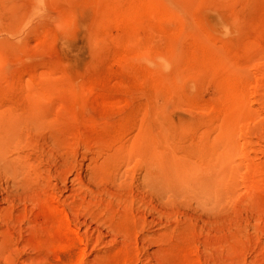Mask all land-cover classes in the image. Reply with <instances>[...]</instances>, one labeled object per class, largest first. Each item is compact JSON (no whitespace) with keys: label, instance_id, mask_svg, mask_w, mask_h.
<instances>
[{"label":"rangeland","instance_id":"obj_1","mask_svg":"<svg viewBox=\"0 0 264 264\" xmlns=\"http://www.w3.org/2000/svg\"><path fill=\"white\" fill-rule=\"evenodd\" d=\"M0 264H264V0H0Z\"/></svg>","mask_w":264,"mask_h":264},{"label":"bare ground","instance_id":"obj_2","mask_svg":"<svg viewBox=\"0 0 264 264\" xmlns=\"http://www.w3.org/2000/svg\"><path fill=\"white\" fill-rule=\"evenodd\" d=\"M230 71H231V67L229 65H224L222 67V75L225 76L224 78H225V81H227V83L229 82L228 75H229ZM235 74H237V73H235ZM234 77H235V75H233V77H232L233 80H234Z\"/></svg>","mask_w":264,"mask_h":264}]
</instances>
